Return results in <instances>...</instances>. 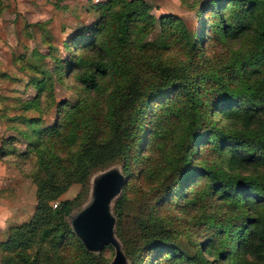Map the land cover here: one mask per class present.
I'll return each mask as SVG.
<instances>
[{"label":"trees","instance_id":"trees-1","mask_svg":"<svg viewBox=\"0 0 264 264\" xmlns=\"http://www.w3.org/2000/svg\"><path fill=\"white\" fill-rule=\"evenodd\" d=\"M189 2L191 22L155 16L147 0H87L91 18L61 39L63 54L49 42L25 54L34 93L0 94L17 108H0L14 130L0 158L34 182L35 205L7 226L0 264H104L110 244L86 248L70 215L90 174L114 163L123 182L108 212L123 264H264V0ZM157 64L176 79L154 86ZM129 81L146 97L124 143L113 113ZM55 82L72 98L44 121ZM71 182L76 195L59 198Z\"/></svg>","mask_w":264,"mask_h":264},{"label":"rangeland","instance_id":"rangeland-1","mask_svg":"<svg viewBox=\"0 0 264 264\" xmlns=\"http://www.w3.org/2000/svg\"><path fill=\"white\" fill-rule=\"evenodd\" d=\"M189 1L147 0V3L155 16L161 13H173L187 22H191L194 16V6H190ZM86 2L87 0H2L3 8L0 11V72H6L15 77H0V94H14L25 98L34 93V88L27 84V75L30 71L27 68L19 69V63H25L23 58L25 54L32 53V49L45 52L48 48L46 46L48 42L57 46L58 53L63 54L61 39L66 37L78 24L91 18L90 13L85 9ZM37 22H41L45 29L42 30ZM45 64L49 65L48 58H46ZM155 69L158 74L153 82L154 86L161 81H171L177 77V71L174 67L157 64ZM62 84L55 82L51 90L47 91L51 96V101L41 107L40 115L44 121H50L53 112L52 104L55 100L72 98L71 91ZM145 97L146 94L136 88L135 82H127L113 113V138L124 143L128 142L132 118L138 105ZM3 105L10 107L7 110L8 114L17 113L16 105L11 99H5L3 103H0V108ZM10 126L6 118L0 119V138L14 133ZM115 167H119V164L114 163L96 169L90 174L88 193L84 201L80 203L79 208L73 209L70 215L73 231L72 220L94 202L97 183L108 172L116 171ZM78 190L79 183L71 182L60 193L59 198L70 199L76 195ZM110 198L105 203L107 210ZM143 201V198L140 197L132 198L127 205L128 213L131 214L138 210V203ZM49 203L54 207L57 200H50ZM34 205V182L25 176L9 159L0 158V239L6 237L9 224L27 220ZM3 226L6 227L4 231L1 229ZM112 237L114 242L109 243V247L104 248V254L107 257L104 264H115V255L121 253L118 240L113 235Z\"/></svg>","mask_w":264,"mask_h":264},{"label":"water","instance_id":"water-1","mask_svg":"<svg viewBox=\"0 0 264 264\" xmlns=\"http://www.w3.org/2000/svg\"><path fill=\"white\" fill-rule=\"evenodd\" d=\"M123 182V176L117 171L105 174L96 187V199L72 220L74 232L88 249H98L104 244L113 243L111 226L113 218L108 212L106 201ZM115 264H123L121 254L114 257Z\"/></svg>","mask_w":264,"mask_h":264},{"label":"crops","instance_id":"crops-1","mask_svg":"<svg viewBox=\"0 0 264 264\" xmlns=\"http://www.w3.org/2000/svg\"><path fill=\"white\" fill-rule=\"evenodd\" d=\"M6 226H7V225H6ZM5 228H6V227H5V226H3V227L1 228V229H2V231H4V230H5Z\"/></svg>","mask_w":264,"mask_h":264}]
</instances>
